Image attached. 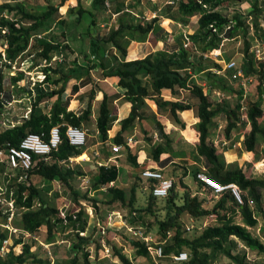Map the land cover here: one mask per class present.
Returning a JSON list of instances; mask_svg holds the SVG:
<instances>
[{"label":"trees","instance_id":"1","mask_svg":"<svg viewBox=\"0 0 264 264\" xmlns=\"http://www.w3.org/2000/svg\"><path fill=\"white\" fill-rule=\"evenodd\" d=\"M67 1L61 0L58 5L42 7L35 12L28 10L24 3L2 6V10L16 11L18 17L15 19L3 17L0 20V40L4 41L6 46L4 51L6 61L14 65L17 61H23L28 57H37L46 64L44 83L54 88L49 93H43L40 89L38 90L39 96L32 106L29 118L24 119L21 124L15 127L0 126V150L8 147H19L21 142L30 134H44L49 137L54 127L60 128L62 138L59 150L52 154L53 161L48 163L44 160H38L35 167L29 171L26 181L18 182V179H14L6 185V177L4 176L6 171L5 164L0 165V186L3 189L4 187L6 188L4 196L9 201L14 200L17 209L13 225L30 235H35L42 227L46 226L48 244L53 243L54 229L56 227L68 225L77 232L79 239L78 243L73 244L74 251L83 254L84 262L82 264H91L86 237L81 236V233L87 231L90 221V217L83 206V201H93L95 204L98 201L90 199L88 195H81L73 190L71 186V179L75 176L83 175V172L80 167H72L70 161L73 158L82 156L86 145L82 148L72 146L67 137V130L69 127L82 130L88 127L92 119V109L89 107L77 116L74 112L68 111V106L63 96L72 72L76 77L90 75V70L97 66L105 70L104 78L116 77L119 79L118 85L124 91V100L132 105L131 113L126 119L121 121V129L115 135L113 143L120 146L121 150L125 149L124 151L128 155L127 158L134 168L139 167L137 157L132 155L125 134L142 118V113L147 108L146 99L150 95V88L154 92L160 93L163 89L187 88L193 84V92L200 101L197 107V117L200 121L195 127L199 134L197 154L206 161L208 177L221 185L235 184L241 191L242 203L237 200L231 191H227L219 195L214 209L210 211L203 209L202 203L196 197L185 200L186 202L179 205L171 194L174 191V185L169 193V197L171 196V199L173 198L174 200L169 199L166 203L168 206L174 204L176 207L175 213L167 219L158 221L161 238H165L166 233L169 231H173L174 234L171 238V243L163 246V259H169L170 264H213L216 258L223 255L230 261L228 264H257L256 260H251L248 257L246 250H249L256 252L257 256H261L264 260V242L262 239L255 237L251 231V229L259 225L257 213L262 216L264 222V179L250 178L237 164H227L224 156L218 154L216 147L208 141L211 133L220 123L225 124L223 139L229 140L235 134L236 141L240 138L238 126L243 128L244 125L249 126L250 124V129L245 134L243 146L245 151L249 153L260 154L264 145V101L262 99H257L254 102L248 101L246 105L250 122L241 124V91L233 89L225 78H214L212 74L207 73V75L200 77L207 82L210 89V92L206 93L203 87L196 85L195 81L191 79L192 74L185 71L186 69L192 70L193 73L206 71L207 66L203 63L200 53L218 50L222 43L221 34L232 23L233 26L229 30L230 38L238 35L243 40V54L241 53V57H243L242 66L244 71L248 76L256 74L260 77L259 81L261 82L264 78V64H260V70L256 69L254 55L250 52L254 41L250 36V25L247 22V16L235 13L227 17L218 11L219 7L227 4L230 0H179L177 14L181 16L180 20L183 23L188 24L191 19L199 17L197 31L190 37L192 42L190 47L185 48L183 46L177 53L173 54L157 52L144 59L123 61L113 65L105 59V53L109 52L110 49H116L122 57H126L131 40H138L141 35L153 31L155 24L158 22V18H154L148 23L143 21L129 24L122 23L117 29L110 30L102 40L95 39L94 34L89 31V38L94 39V42L90 45V51H83V55L85 56L84 60L87 62H90L94 56V64L91 66L73 68L76 63L73 67H69L70 65L67 62H54L56 65L53 66L51 61L54 57L65 58L66 52L74 53L68 45L44 37L58 23L64 24L66 30L68 29L67 23L61 18L59 19L66 11ZM76 1L78 4L72 11L75 12V9L78 8L77 14L81 18L84 14L89 13L91 17L90 26L96 28L97 18L104 11L107 0H92L90 4H87L88 0ZM91 8L93 12L89 11ZM60 10L62 12L61 15ZM120 11L119 3H117L115 13ZM261 13L262 9L259 7L258 1H256L250 12V15L254 17L253 24L255 29H258ZM125 18H122L123 22L126 21ZM4 30H7L5 34L3 33ZM63 35L65 36V32ZM33 38H36V40ZM197 57H201L198 59L199 62ZM97 61H99V64H97ZM7 62L3 60L0 63V115L5 108L2 94L7 92L4 90L5 68L12 67ZM215 67L219 70L222 69V65L219 64H215ZM10 79L13 86H18L19 82L25 79V75L18 73L16 77H11ZM259 88L261 89V87ZM214 90L227 92L229 95L236 94L238 99L236 106L229 108L224 102L218 103L211 99L210 94ZM54 97H57V99L52 104L50 111L46 113L42 109L41 103L46 101V98L50 100ZM170 106L175 114L177 111L190 108L189 105L182 106L178 103H171ZM216 119H220L218 121L219 124ZM221 119L224 120L221 121ZM112 125L111 102L105 94L100 102L96 119V130L102 143L109 141V131L112 129ZM164 150L165 148L160 145L153 147V158L158 160ZM263 159L264 156L261 157V160ZM119 176L120 169L117 166H99L98 171L92 175L91 191L97 192L107 187L106 194L108 199H106L105 203L109 206L120 204L122 208L131 209L134 214L132 216L138 213L139 218H141L142 213H154L150 207L144 210L134 206L136 203L134 187L131 197L127 200L126 192L123 189L115 185L111 186V184L117 182ZM33 177H37L48 186L55 181L67 186L72 190L75 208L63 217L59 209L49 202L43 188L38 187L33 181ZM150 199L153 203L158 198L151 194ZM228 203L237 207L241 213L242 225L235 223L232 217L220 214L221 211L228 209ZM4 211L5 206L0 204V264H26L29 261L30 264H50V261L35 257L32 254V244L23 243L20 238L14 239L12 245H6L8 253L6 257H2L1 250L5 241L9 238L8 231L4 227L9 223V214ZM183 213H188L194 217H205L211 213H217L220 224L207 227L200 236L189 239L183 235L182 226L179 223L180 216ZM132 219L134 218L132 217ZM132 227L137 228L135 226ZM130 241L138 256L143 258L151 256L156 259L149 252L146 243L136 238L130 239ZM240 243L244 247L242 252L238 251ZM19 245H22V252L16 254L14 249ZM112 250L115 251L122 264H133L118 249L112 246ZM181 252L188 254V260L174 263L171 256ZM76 255L68 264H80ZM31 257H33L32 260H30ZM262 264H264V261Z\"/></svg>","mask_w":264,"mask_h":264},{"label":"crops","instance_id":"2","mask_svg":"<svg viewBox=\"0 0 264 264\" xmlns=\"http://www.w3.org/2000/svg\"><path fill=\"white\" fill-rule=\"evenodd\" d=\"M256 1H258L259 7L262 9L260 20H264V0H230L227 2V4L219 7L218 11H220L227 17L232 16L235 13H241L247 16L250 15L253 4ZM178 2L179 0H112V10L108 11L112 16L110 17L108 23L103 22L101 19H104V17L100 15L98 16V20L102 21V23H97L98 25L96 26V28L90 26L89 30L92 34H94L95 39L102 40L107 34H104V29H106V27L107 31L109 32L112 29H117L122 23L129 24L132 22L135 23L140 21L148 23L152 19L158 18V22L155 24L152 32L141 35L140 37H138V40L130 41L126 57H122L116 49H110L109 52L107 51L105 53V59H107L109 63L113 65L114 63H122L123 61L128 62L138 59H144L147 56L155 54L157 52H167L169 54L177 53L185 45L186 38L188 37L189 39H191L190 37L195 34L198 28L199 20V17H195L191 19L188 24L183 23L180 20L181 16L177 14ZM68 3L71 4L73 8L78 4L76 0H69ZM117 3H119L121 11L115 13V7ZM107 6H109L108 3ZM68 8L69 6L67 5V9ZM75 11L77 12L78 8H76ZM123 17H126V21L124 22L122 20ZM99 27L103 30H101ZM222 35L224 39H228V41L225 42L224 45H228V43H231L236 39L240 40V36L238 35L230 38L229 31L224 30L221 36ZM78 38L79 40L83 39L82 35H78ZM93 42L94 39H88L87 52L90 51V45ZM65 44L74 51V53H65V57L68 61H72L74 65L76 63L73 68L88 67L94 64V56L92 57V60L90 62H87L84 60V50L81 52L77 50L80 48L81 44H77L73 47L70 41V37H67V41L65 42ZM224 56L225 57H222V59L227 62L230 60H235V58H227L228 55L226 51H224ZM31 58L34 57L31 56ZM54 58L58 59L60 57ZM200 58L201 57H197V61ZM53 59L51 63L58 61H53ZM207 60H210L209 62L211 63H208V65H206L207 69L202 73H193L190 69H186L185 71L192 74L191 79L195 81L196 85H200L204 88L206 93H209L210 89L207 85V82L202 80L200 77L207 75V73L212 74L214 78L220 77L221 79H224V76L214 74V70H217L215 64H219L218 62H216V60ZM97 64H99V61H97ZM104 71L105 70L103 68L95 66V68L90 70V75L76 77L72 72L70 74V79L66 84L63 99L68 106V111L74 112L77 116L91 107V123L84 129V131L90 132L93 128V137L97 140L94 147L96 148V146H98V148L100 149L99 151L107 157V162L104 166L109 167L115 165L120 169L118 161L112 159V157L116 156L107 152L106 147H108L113 142L115 135L121 129V121L126 119L130 115L132 105L124 100V91L118 85L119 79L116 77L104 78ZM16 76L17 73L12 77ZM145 79L147 80V78ZM44 80L42 81L41 79H38L37 81H35V79H33L32 81L29 77H25L24 80L19 82L18 86L12 85V88L14 90L19 89L22 92V95L18 97V99H16V93L14 91H7L6 93L2 94V97H4V109L9 110L15 105V103L19 104L22 101L27 100L29 101V107L27 109H24L23 114L28 110H32V106L37 101V98L39 96L38 90L40 89L41 91H43V93H49L54 88L53 86L44 83ZM149 91L150 95L146 99L147 108L143 111L142 118L138 120L135 123L134 127L125 134V137L128 140L129 147L131 149V153L132 155L137 157V163L139 165L138 168L133 169L129 162V173H132L133 170L143 171L146 169H159L163 171L167 178L172 179L175 185L174 178L171 174L173 172V169H180V167L182 166L181 164H185V166L190 169L193 165L197 166V174L205 171L207 172V164L205 159L197 154L199 134L195 127L200 121L197 117V107L200 101L193 92V84L189 85L187 88L175 87L173 89H163L160 93L154 92L151 88ZM217 92L222 93L224 96L219 97L216 94ZM214 93L216 95V100L213 99V97L210 98L217 101L218 103H223L226 98H230L232 96L227 92H223L220 90H214L212 94ZM105 94L109 97V100L111 102L113 125L112 129L109 131V141H107L106 143H102L96 130V119L100 102L103 100ZM56 99L57 97H54L50 100L46 98V101L41 103L42 109L46 112L44 108L49 107V110L47 111L49 112L52 104ZM248 101L251 100H249L248 98ZM171 103H178L182 106L189 105L190 108L183 111H177L175 114L172 107L170 106ZM23 114L17 115L13 119L19 121L20 116H22ZM223 120L224 119H221V121ZM216 121L218 123L220 119H216ZM219 127L224 128L225 124L220 123L219 126L216 127L215 130H213L211 136L208 139L210 144H213V141L215 140V137H217V135L223 140L224 132L223 130L220 131ZM238 127V135L240 136V138L236 141V135L233 134L232 138L229 139L230 142H233L231 143V147L239 142L243 147L245 134L248 133L250 129L248 125H244L243 128L241 126ZM159 145L165 148V150L160 155L159 159L155 160L153 158L152 149L153 147ZM231 147H227L228 149L224 152L220 151L219 148L217 149L216 147L218 154L223 155L228 164L237 163L238 160V155L235 154L236 152ZM262 151H264V145L262 146L260 154L249 153L247 151L242 152L243 164L239 163V166L241 168L242 166L244 167V169H242L245 173H247V171H252L256 165L264 162V159L261 160V157L264 156V152ZM88 153L89 150L86 149L84 154L80 158L86 157V159H89ZM72 160L74 161L75 159ZM99 166L103 165L100 164ZM180 170H182V168ZM188 176L189 175L186 174L184 180H186ZM144 181L147 183L146 180ZM129 183H132V181L130 180ZM198 183V185L196 183V186L199 187L201 194H203L205 197H210L212 194L211 190L207 188L202 182L198 181ZM136 184L137 183H133V187H136ZM140 187H137V198L135 197L136 203H142L146 201V196L150 197L151 194L150 190L149 195L148 193L143 191L144 189L147 190V187H144L143 190ZM197 194L200 193L197 191L195 193V196ZM192 198H194L193 193ZM31 236L33 237L34 235Z\"/></svg>","mask_w":264,"mask_h":264},{"label":"rangeland","instance_id":"3","mask_svg":"<svg viewBox=\"0 0 264 264\" xmlns=\"http://www.w3.org/2000/svg\"><path fill=\"white\" fill-rule=\"evenodd\" d=\"M61 0H0V20L5 17L9 19H15L17 17V12L13 11L10 12L8 9L2 10L3 5H16L18 3H24L25 7L35 12L36 10L42 8V7H48L50 5H58ZM69 0L66 3V11L62 14V16L59 17L61 20L65 21L68 25V29L66 30V27L64 24H57L53 27L51 32H49L44 37L49 40L62 42V44H65L67 41V37H70V41L72 46H76L77 44L80 45V48L77 49L79 52L87 51V40L89 38V28H90V21L91 17L89 13H86L81 16L77 14V12L72 11V5L68 3ZM107 3L109 6H107ZM86 4V3H84ZM88 4V1H87ZM67 5L69 8L67 9ZM112 0H107L105 9L103 12H101L99 15L103 16L104 19H101L103 22L108 23L110 19L111 13L108 12L109 10H112ZM89 11L93 12V9H89ZM60 10V15H61ZM102 21H99L97 18V23H102ZM98 24H96L97 26ZM100 28V27H99ZM103 30L102 28H100ZM65 32V36L63 33ZM108 33L107 27L104 29V34ZM78 35H82L83 39L79 40ZM36 40V38H33ZM222 44V43H221ZM6 49V46L4 45V41L0 40V63L4 60V51ZM223 50L226 51L228 57L227 58H235L238 63H243V57H241V53L243 54V40H234L231 43L226 44L225 47H223ZM226 56V55H225ZM224 56V57H225ZM235 56V57H234ZM58 58L57 62L55 63H68L71 67L74 66V63L71 61H68L65 58ZM229 60V59H228ZM82 61V60H81ZM210 60H204L203 63L205 65H208ZM53 63V66L56 64ZM45 63L38 59L37 57L34 58H26L23 61H17L11 68H5V82H4V90L5 91H14L16 93L15 98L18 99L22 95V92L18 90H14L12 88L11 83V75L16 73H23L25 77H29L31 80L35 79L37 81L38 79H43L44 70H45ZM23 71V72H21ZM30 75V76H28ZM214 77V76H213ZM219 78L220 77H216ZM230 85V84H229ZM235 89L236 91H240L236 87V85H230ZM248 89L250 90L249 94V100L255 101L258 99L257 93L255 92L253 84H250L248 86ZM215 93L210 94V97L215 99ZM216 100V99H215ZM238 102L237 95L233 94L230 98H226L224 100V103L228 105L229 108H232L236 106ZM50 106V105H49ZM29 107V101L24 100L21 103H15V105L10 108L9 110L4 109L2 114L0 115V126L6 127L3 124L9 123V120L15 118L17 115L23 114L24 109H27ZM46 112L49 110V107L44 108ZM89 135L87 137V144L84 147V151L86 149L89 150L88 156L89 159L84 158H73L74 161H70V165L72 167H80V169L83 172V175L75 176L71 179L70 183L73 188V190L79 192L81 195H88L90 199H95L96 204L93 201H83V206L86 209L87 215L90 217V221L88 224L87 231L84 235H81L82 237H86L87 241V250L90 252V262L91 264H122L118 257L115 254V251H111V253L107 256L103 253L100 249L104 245L105 247L113 246L116 249H118L121 253L125 254L130 261H132L133 264H170L169 259H154L151 256L149 258H143L136 254V250L133 248L130 239H134L133 236H135V231H141L142 233H145V235L148 236V240L150 241L149 244L153 245L154 247H158L160 241H161V234L159 232V220L167 219L168 217H171L174 215L176 207L173 205L168 206L166 201L171 199V196L168 199H156V202H151L150 197L146 196V201L142 203H135L134 206L136 208H141L144 210H147L149 207L154 211V213H142L141 218H139V214L136 213L135 216L133 214V210L131 209H125L122 208L120 204H115L112 206H109L105 203L107 197V187L101 191H91L92 186V175L98 171L99 165H105L107 162V157L103 155L99 150L98 146L96 148L94 145L96 144V139L93 137V128L90 132H87ZM217 137H215V140L213 141L214 146L219 148L220 151L224 152L228 148L231 147L230 140L226 141L223 140L218 145H216ZM226 142V144H223V142ZM232 141V140H231ZM128 142V140H127ZM113 142L106 147L107 152L111 153L112 155L116 157H112V159H115L118 161L120 165V179L117 181L115 185L121 189H123L126 192V199L129 200V198L132 195V189H133V183H137L135 189V197L137 198V187L143 188L147 187V190H143L144 192L148 193L150 190V184L145 182L142 178V170L134 171L132 173H129V160L127 158V152L124 150L115 153L113 151ZM234 146V147H233ZM231 148L234 149L236 152L235 154L238 155L237 157V164L239 166V163H242L243 155L242 152L245 151L244 146L241 147L237 144L233 145ZM105 147V146H104ZM239 152V153H237ZM225 159V158H224ZM226 161V159H225ZM228 164V162L226 161ZM263 163V164H261ZM258 165L254 167L252 171H247L245 173L248 177H254L258 179H264V162H261ZM64 165V164H62ZM111 165V164H110ZM182 170L173 169L172 177L175 181V188L174 191L171 193L172 197L177 200L176 202L180 204L186 202L189 199H192V193L193 196L198 198L199 201L202 203L203 209L206 210H213L217 201L218 197H215V195L210 197H205L203 194H201L200 189L198 186V178H197V166H192V168H188L185 166V164H181ZM131 167L134 169V166L131 164ZM240 167V166H239ZM244 169V167L242 166ZM199 169V168H198ZM145 171V170H144ZM186 172V173H184ZM207 175L206 171L201 172ZM186 174H188V178L186 180ZM210 178V177H209ZM132 181V183H129V181ZM33 181L37 184L38 187L43 188V191H45L47 198L49 202L52 205H55L57 209H59L60 213H65V215L69 214L70 211H72L74 206V198L72 194V190L69 189L67 186L62 185L60 182H53L50 186L44 184L43 181H40L37 177H33ZM145 182V183H144ZM196 186V187H195ZM192 187V188H190ZM192 189V190H191ZM199 192L200 194H197L195 196L196 192ZM151 192V191H150ZM192 192V193H191ZM210 194V193H209ZM151 195V194H150ZM171 200H174V199ZM186 200V201H185ZM104 202V204H103ZM136 202V201H135ZM151 204V206H150ZM227 210H223L220 212L221 215H226L227 217H232L235 223L243 224L242 222V216L237 207H234L231 203L227 204ZM114 212H120L123 214L125 222L121 220H115L114 216L111 215L114 214ZM259 225L258 227L251 229L253 235L255 237H258L259 239L264 238V222L263 218L260 214H256ZM132 217L134 219H132ZM217 213H211L208 216L203 217H194L188 213H183L180 216L179 223L182 226L183 235L189 239H194L202 234L204 229L207 227H212L219 225L220 222L218 220ZM1 221V219H0ZM120 222V223H119ZM131 224V225H130ZM128 226H135L137 228L132 227V231H128ZM103 229H106L105 231ZM8 231V230H7ZM20 233H24L23 231H20ZM9 234V242L8 245H12L14 239L20 238L23 243L32 244V254L35 255V257L50 261V264H68L71 260L74 259L75 255L78 258V262L82 264L84 262L83 254L80 252H75L73 249V244L78 243L79 239L77 237V232L72 229L70 226H63V227H56L54 229V240L53 243L48 244L47 237V228L46 226L42 227L33 237L30 235H19L11 233L8 231ZM133 234V235H132ZM174 235V234H173ZM171 243V240L168 241V244ZM23 245V244H22ZM22 245H19L15 247V253L20 254L22 252ZM7 248L4 250V252H1L2 257L7 256ZM238 251L242 252L244 251V247L242 243L238 246ZM248 257L251 260H256L257 264H262L263 259L262 257H258L257 253L254 251H249ZM33 257H31L30 260H32ZM230 261L224 257L223 255H220L218 258H216V261L213 262V264H228ZM26 264H30V261Z\"/></svg>","mask_w":264,"mask_h":264},{"label":"built area","instance_id":"4","mask_svg":"<svg viewBox=\"0 0 264 264\" xmlns=\"http://www.w3.org/2000/svg\"><path fill=\"white\" fill-rule=\"evenodd\" d=\"M247 22L250 25V36L253 38L254 41L250 52L252 55H254L256 69L260 70V64H264V20H259L260 26H258V29H255L253 24L254 17H252L251 15H247ZM232 26H233L232 23L229 24L226 27L225 31H229L232 28ZM213 31L216 32L215 29H213ZM6 32L7 30L3 31L4 34ZM221 37L223 42L218 50L212 52H206V53L201 52L200 55L205 60L214 59L216 60V62L222 65V69L214 70V74L223 75L224 78L227 79L230 85H236V87L240 89V91L243 94V98L240 101L241 111H242V114L240 116V123L241 124L245 122L249 123L250 121L247 114L248 107L246 105L249 98L248 96L250 94V90L248 89V86L250 84H253L258 99H262V101H264V78L260 82L259 81L260 77H258L256 74H252L248 76L245 73L244 68L242 66L243 63H238L236 60H230L228 62L223 60L222 59V57H224L223 47H225L224 43L227 42L228 39L226 38L224 39L223 35ZM190 45H192V42L187 37L184 47L188 48L190 47ZM60 58H61L60 60L62 61V58L64 57H60ZM55 60H57V58L53 59V61ZM4 61L7 62L5 58ZM7 63L9 65H12L10 62ZM14 74H12L11 76H14ZM44 78L45 76L43 75V79L41 80L43 81ZM259 87H261V89ZM216 94L219 97L224 96L222 93L217 92ZM30 113L31 110H28L26 111V113L20 116L19 121L11 119L9 120V123L7 124L4 123V126L15 127L16 125H19L24 119L29 118ZM219 130L220 131L223 130V127H219ZM67 137L72 146L76 148H82L87 144L88 134L86 131L82 129L69 127L67 130ZM223 140L221 139V137L217 135V141L215 144L218 145ZM61 144H62V138H61L60 128L54 127L51 130L49 137H46L44 134L42 135L30 134L21 142L19 147H8L0 150V165L5 164L4 166L6 168V171L4 172V176L6 177L5 184L6 185L9 184L14 179H18V182L26 181L29 171H31L35 167L38 160H44L48 163H51L53 161L52 154L53 152L59 150ZM223 144H226V142L224 141ZM237 145L241 147L240 142L237 143ZM112 149L113 152L116 153H119L121 151V147L117 145H114ZM142 178L150 184L151 194L158 199L167 198L172 188L174 187L173 180L167 178L163 173V171L159 169H146L142 173ZM197 178L200 182H202L207 188L211 190L212 193L211 196L215 195V197H219V195H222L227 191H231L234 194V196L237 198V200L240 203H242L241 191L237 185L235 184L221 185L220 183H217L213 179L209 178L204 173H198ZM5 193H6V188L4 187L3 189L0 186V204L5 206L4 212L9 214L8 217L9 223L4 227L11 233L17 234L18 237H20L23 234L26 236L30 235L29 233H25V232L21 234L20 231L22 230L18 229L13 225V219L17 212V209L15 207L14 200H10V201L7 200V198L4 196ZM62 215L63 217H65V213L62 212ZM112 216H114V221L121 220L125 222L124 216L120 212H115L113 215H111L110 220ZM103 230L105 231L106 229ZM129 230L132 231V226L131 227L128 226V231ZM134 231H135L134 234L135 236H133V238L139 239L143 243H146L149 252L156 259H162L164 257L163 246L167 244L169 240H171L173 236V231L167 232L165 238L162 237L158 247H154L153 245L149 244L150 241L148 240V236L145 235V233H142L141 231H137V230ZM85 233H81V235H84ZM9 241H10L9 239L5 241L1 252H4V250L6 249V245H8ZM262 241L264 242V238ZM101 251H103V253L108 256L112 251V246L105 247L104 245V248L102 247ZM171 259L173 260L174 263L186 262L188 260V254L186 252H181L180 254L172 255Z\"/></svg>","mask_w":264,"mask_h":264},{"label":"water","instance_id":"5","mask_svg":"<svg viewBox=\"0 0 264 264\" xmlns=\"http://www.w3.org/2000/svg\"><path fill=\"white\" fill-rule=\"evenodd\" d=\"M91 1H92V0H88V4H90Z\"/></svg>","mask_w":264,"mask_h":264}]
</instances>
